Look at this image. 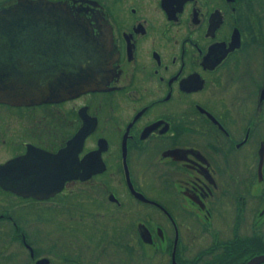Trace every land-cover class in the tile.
I'll list each match as a JSON object with an SVG mask.
<instances>
[{"label":"flooded vegetation","instance_id":"flooded-vegetation-1","mask_svg":"<svg viewBox=\"0 0 264 264\" xmlns=\"http://www.w3.org/2000/svg\"><path fill=\"white\" fill-rule=\"evenodd\" d=\"M60 1L82 24L79 50L100 61L99 78L58 100L0 101V164L66 147L89 174L47 198L0 185V264L7 241L18 244L15 264H103L89 254L120 247L148 250L149 264H244L262 253L264 0ZM60 209L65 239L44 249L23 222Z\"/></svg>","mask_w":264,"mask_h":264},{"label":"water","instance_id":"water-1","mask_svg":"<svg viewBox=\"0 0 264 264\" xmlns=\"http://www.w3.org/2000/svg\"><path fill=\"white\" fill-rule=\"evenodd\" d=\"M81 25L60 0H17L0 8V101L58 100L96 85L95 68L101 63L82 57ZM85 132L79 127L74 136L82 137ZM30 149L31 162H23L28 156H21L0 164V185L23 196L46 198L60 189L64 179L89 174L74 170V154L71 164L67 162L66 147L55 153ZM16 183L19 189L13 188ZM175 242L176 233L171 256ZM46 261L45 257L37 260ZM261 261L264 253L251 256L244 264Z\"/></svg>","mask_w":264,"mask_h":264},{"label":"rangeland","instance_id":"rangeland-1","mask_svg":"<svg viewBox=\"0 0 264 264\" xmlns=\"http://www.w3.org/2000/svg\"><path fill=\"white\" fill-rule=\"evenodd\" d=\"M0 157H1V153H0ZM139 180L141 181L142 185L148 189H151V185L145 181L144 179L139 178ZM1 200V199H0ZM0 203V205L4 204ZM145 207H143L140 204L131 202V210H133V213L135 212H143L145 211ZM55 210V209H52ZM61 210V211H60ZM58 213H56L55 211L51 212L50 217L48 216V213H44L43 215H41L40 217H35L31 216L30 219L28 220H24L23 224H24V228L29 229V231H37L38 233L35 234L37 236V245L39 246H43L44 249H46L47 247H49V245L51 244L50 241H53L54 239L57 241V244L54 245H62L65 239V236H63L62 232L65 230L64 227H58V225H55V217L59 218L61 221H63L64 223H67V216H66V211L65 209H60ZM32 213L30 210L27 211ZM92 214V213H89ZM53 215V216H52ZM95 220H98V217L95 215L94 216ZM126 224V222H120L119 226L122 229L124 227V225ZM64 225V224H63ZM10 229V228H9ZM34 235V234H33ZM58 235V236H57ZM123 236V235H122ZM136 236V233L133 231V229L131 230V242L134 241L133 238ZM55 237V238H54ZM5 238H6V234L4 235V239L3 241L5 242ZM54 238V239H53ZM123 237L119 238V245H121V241ZM118 239V238H117ZM90 240V239H89ZM125 240V239H124ZM59 241V242H58ZM180 243V241H179ZM18 244L16 243V241H7L6 243V247H5V253L7 260H8V264H15L16 261V254L14 257V251L17 250ZM100 246V245H99ZM99 247H97L95 250H97ZM64 249H62L63 251ZM106 252L104 251L103 254H95L94 256L89 254V259L88 261H98L99 263H103V264H149V257H148V253L149 251L147 250H139V249H135L132 250L131 253L126 252V250H123L121 247L119 249L118 253H114V254H105ZM262 253H264V250L262 251ZM54 257H56L57 259H55V261H60V255L56 254V255H52ZM93 256V257H92ZM153 256H155L153 254ZM92 257V258H91ZM94 257H96L94 259ZM100 257V259H99ZM161 257L159 256H155V259L157 260H161L159 259ZM153 259H151L150 261H152ZM1 263V260H0Z\"/></svg>","mask_w":264,"mask_h":264}]
</instances>
